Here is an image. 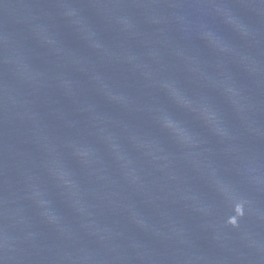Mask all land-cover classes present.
Segmentation results:
<instances>
[{"label":"water","instance_id":"95a60500","mask_svg":"<svg viewBox=\"0 0 264 264\" xmlns=\"http://www.w3.org/2000/svg\"><path fill=\"white\" fill-rule=\"evenodd\" d=\"M0 264H264V0H0Z\"/></svg>","mask_w":264,"mask_h":264}]
</instances>
